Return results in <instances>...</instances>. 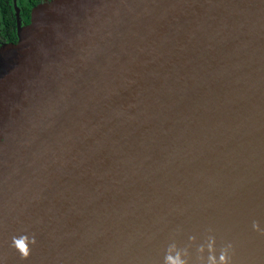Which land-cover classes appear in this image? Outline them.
I'll use <instances>...</instances> for the list:
<instances>
[{
	"label": "water",
	"instance_id": "95a60500",
	"mask_svg": "<svg viewBox=\"0 0 264 264\" xmlns=\"http://www.w3.org/2000/svg\"><path fill=\"white\" fill-rule=\"evenodd\" d=\"M209 236L264 264V0L35 6L0 46V264H200Z\"/></svg>",
	"mask_w": 264,
	"mask_h": 264
},
{
	"label": "clouds",
	"instance_id": "9594fccd",
	"mask_svg": "<svg viewBox=\"0 0 264 264\" xmlns=\"http://www.w3.org/2000/svg\"><path fill=\"white\" fill-rule=\"evenodd\" d=\"M252 228L256 231H262L258 221L252 222ZM195 241V237L189 238ZM35 235H21L12 238V246L18 251L22 259H28L31 254L30 245H35ZM216 241L215 238L209 236L206 244H201L197 248L199 254L200 264H231L230 251L232 245L229 243L220 249L219 255L216 254ZM207 252L205 259L204 253ZM164 264H190V253L187 247L180 248L175 243L169 245L167 253L164 258Z\"/></svg>",
	"mask_w": 264,
	"mask_h": 264
},
{
	"label": "flooded vegetation",
	"instance_id": "af4514ba",
	"mask_svg": "<svg viewBox=\"0 0 264 264\" xmlns=\"http://www.w3.org/2000/svg\"><path fill=\"white\" fill-rule=\"evenodd\" d=\"M50 0H0V46L14 42L18 38V26H25V14L29 10V20L32 9ZM9 29L12 32H9Z\"/></svg>",
	"mask_w": 264,
	"mask_h": 264
},
{
	"label": "trees",
	"instance_id": "16d2710c",
	"mask_svg": "<svg viewBox=\"0 0 264 264\" xmlns=\"http://www.w3.org/2000/svg\"><path fill=\"white\" fill-rule=\"evenodd\" d=\"M26 18H25V23L27 22V24H29L30 20H29V10L27 11V13L25 14ZM9 32H12V30L9 29ZM14 35H11V39H13V43H16L18 38H13Z\"/></svg>",
	"mask_w": 264,
	"mask_h": 264
}]
</instances>
